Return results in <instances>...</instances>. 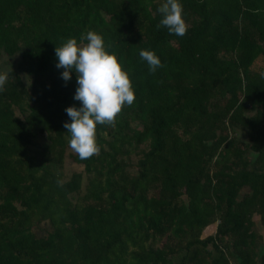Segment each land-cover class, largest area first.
Segmentation results:
<instances>
[{"label": "trees", "instance_id": "trees-1", "mask_svg": "<svg viewBox=\"0 0 264 264\" xmlns=\"http://www.w3.org/2000/svg\"><path fill=\"white\" fill-rule=\"evenodd\" d=\"M159 2L0 0V59L21 54L0 84V264H264V0H182L183 36ZM88 29L135 98L82 159L54 49Z\"/></svg>", "mask_w": 264, "mask_h": 264}, {"label": "clouds", "instance_id": "clouds-1", "mask_svg": "<svg viewBox=\"0 0 264 264\" xmlns=\"http://www.w3.org/2000/svg\"><path fill=\"white\" fill-rule=\"evenodd\" d=\"M157 11L161 14L157 28L163 26L176 36L185 34L188 24L182 0H160ZM54 54L57 58L55 66L62 69L60 76L64 81L75 73L73 99L80 103L65 106L69 119L63 122V128L69 134V147L80 158H87L99 151L96 125L111 123L122 106L134 101L129 70L110 50L103 34L93 29L82 32L79 40L75 36L66 38L56 45ZM139 56L149 71H155L162 64L154 49L141 48Z\"/></svg>", "mask_w": 264, "mask_h": 264}, {"label": "rangeland", "instance_id": "rangeland-1", "mask_svg": "<svg viewBox=\"0 0 264 264\" xmlns=\"http://www.w3.org/2000/svg\"><path fill=\"white\" fill-rule=\"evenodd\" d=\"M20 55H21L20 53H17L14 56L4 55L0 59V77L3 78L2 80H0V84L3 83L6 80L9 71L16 64V62L19 60ZM22 76H23V79H24L25 83L29 85L30 82H31V78L28 75H26V74H22ZM70 151L71 152H75L73 149H70L69 152ZM82 170H83V166L81 164H78V163L74 162L72 160V158L67 155L66 163H65V167H64V172H65L66 176L69 177L72 174V172H74V171H82ZM257 221H258V219H257ZM258 228H259V230L262 233H264V228L259 222H258ZM214 230H215L214 228H212V229L208 228L205 231V234L209 233V232H212Z\"/></svg>", "mask_w": 264, "mask_h": 264}]
</instances>
